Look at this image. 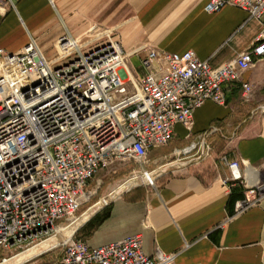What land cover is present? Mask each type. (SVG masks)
Masks as SVG:
<instances>
[{
	"label": "built area",
	"instance_id": "1",
	"mask_svg": "<svg viewBox=\"0 0 264 264\" xmlns=\"http://www.w3.org/2000/svg\"><path fill=\"white\" fill-rule=\"evenodd\" d=\"M17 2L0 0V14ZM225 5L245 10L248 20L260 21V30L249 48L218 66L193 50L178 53L150 45L127 50L117 40L83 49L68 31L52 58L34 38L18 52L0 49L2 262L17 254L7 257L9 252L28 250L76 226L78 212L96 193L90 181L116 160L140 164L139 173L126 182L146 171L150 183L140 184L155 187L158 168L148 167L151 151L166 146L178 124L192 132L195 111L208 100L225 105L227 85H238L242 100H251L253 86L244 75L264 59V0H208L205 11ZM258 111L264 113V104ZM217 130L212 126L198 133L173 154L199 159L207 149L209 155L207 140ZM220 160L228 170L223 184L248 188L236 213L264 197L256 167L226 154ZM82 223L55 245L62 254L50 264H174L175 253L157 248L147 254L138 233L93 245L78 237Z\"/></svg>",
	"mask_w": 264,
	"mask_h": 264
},
{
	"label": "crops",
	"instance_id": "2",
	"mask_svg": "<svg viewBox=\"0 0 264 264\" xmlns=\"http://www.w3.org/2000/svg\"><path fill=\"white\" fill-rule=\"evenodd\" d=\"M207 2L18 0L16 8L0 14V49L18 52L34 38L52 58L58 39L68 31L83 49L117 40L127 50L145 45L178 53L193 50L218 66L251 46L260 21L248 20L245 10L232 5L208 13ZM244 76L253 86L249 102L242 100L238 85H227L226 104L205 102L195 111L192 132L178 124L171 149L151 151L152 167H163L174 148L218 125L219 130L238 129L236 138L223 135L234 149L230 159L264 169V113L258 111L264 104V59ZM250 173L258 176L253 169ZM226 174L202 178L189 168L165 171L155 187L137 186L112 199L106 205L109 216L88 241L100 245L138 233L147 254L157 248L175 253L174 264H264V197L236 213L246 189L239 183L224 185Z\"/></svg>",
	"mask_w": 264,
	"mask_h": 264
},
{
	"label": "rangeland",
	"instance_id": "3",
	"mask_svg": "<svg viewBox=\"0 0 264 264\" xmlns=\"http://www.w3.org/2000/svg\"><path fill=\"white\" fill-rule=\"evenodd\" d=\"M133 49H135V48H133ZM55 50H56V48H55ZM54 52H52L50 54L51 55L55 54ZM132 62L135 66H139V64H140L138 58H136V57H134L132 59ZM139 69L141 70V68H139ZM214 126L219 128L218 125H214ZM230 128H231L230 130H225V129L219 130L218 129L217 131L212 133L211 136L207 140L208 144L211 148L210 152H209L210 154L207 155L206 154L207 149H205L203 152H201L199 159H194L193 156H191V157H186V156L185 157H179L177 155H174L173 154V150L175 149L174 148L172 150V154H171L172 156L169 158V160H167V162L165 164V165L171 164V166H169L167 168V171L170 169L179 170V169L189 168L192 171H194L195 173H197L199 176H201L202 178H214V177H218L220 174L225 175L228 172V170H227L226 166L221 162L220 158L223 154H226L229 156V154L232 153L234 151V149H233L232 143H228L227 139L224 136L232 135V133H234L233 138H236L237 137L236 136L237 131H238V129H235L233 131V128L232 127H230ZM193 136L190 137L191 139L189 140L188 144L191 141L195 140L197 134L196 135L194 134ZM171 142H172V140L166 146H162L160 148L171 149V146H172ZM188 144H186L185 146H187ZM182 147H184V146H182ZM182 147H180V148H182ZM196 157H198V156H195V158ZM149 159H150V162L148 165L149 169L158 168V170H159L160 166L152 167V165H151V163H152L151 162L152 161L151 160V153H150ZM140 169H141L140 164L134 160H126V161L116 160L109 168L101 170L90 181V184H89V188L95 189L96 193L92 197V200L88 204H85L80 209L77 216H81L83 213H85V216H87L86 211L93 204L97 203L99 200H101L105 196L110 195V197H111L110 199L112 200L115 197L122 195L127 190V189L123 188L125 182L130 177H132L134 171L139 173ZM150 179H151L150 173H144L143 172V174L141 176H138L137 178H135L134 180H131L129 182V183H131V182L136 183V184H131L130 189L135 188L137 186H142L140 183H146V182L150 183ZM259 180L261 183H264V169H262L259 172ZM157 182L158 181L156 180L154 184L156 185ZM146 186L149 188H153V185H151V184H148ZM245 189H246V191H245V197H246V193L248 191V188L245 187ZM249 195L251 196V193H249ZM109 202H110V200H109ZM105 207H103V208H105ZM93 209H90L88 212L91 213ZM93 217H91L89 220L84 221V223H82V226L80 227V229L77 232L78 237H81L82 239H85L88 241V238L91 236L94 228H96V227H93L91 224H89V221ZM68 229H71V227ZM61 234L62 233H60L56 237H59ZM56 237L52 238L51 240L56 239ZM51 245H53V244L49 243V244L45 245L43 247V251H41L38 255L34 256L31 260H29L23 264H50V263L58 260L62 254V247L61 246L50 247ZM35 246H37L36 248L40 247L39 244H34V245L29 246V248H27V249H31ZM48 247H50V248H48ZM12 253L16 254L18 252H9L7 257H11L12 255H14ZM36 253H38V250L33 252V254H36ZM2 258L3 257H0V262H2Z\"/></svg>",
	"mask_w": 264,
	"mask_h": 264
},
{
	"label": "bare ground",
	"instance_id": "4",
	"mask_svg": "<svg viewBox=\"0 0 264 264\" xmlns=\"http://www.w3.org/2000/svg\"><path fill=\"white\" fill-rule=\"evenodd\" d=\"M144 173H148V172H144ZM129 182H130V181H129ZM129 182H128V183H129ZM129 184H136V183L131 182V183H129ZM104 201H107V198H106V197H104V198L101 199V202H104ZM99 202H100V201H99ZM96 204H98V202H97ZM86 218H87V216H85V213H83L82 216H81V218L77 221V223H75V225H77V224L83 222L84 220H86ZM63 231H64V230H63ZM59 234H60V233H59ZM59 234H58V235H59ZM58 235H56V236H58ZM56 236H53V237H51L50 239L41 242V243L39 244V245H40L39 248H36L37 246H35V247L31 248V249H28V250H25V251H21V252L17 253L14 257H12V258H10V259H7V260H5L4 262H2V263H0V264H21V263H24V262L29 261V260H31L34 256L38 255L41 251H43V247H44L45 245L51 243L52 241L57 240V238L54 239V240H51L52 238H54V237H56ZM60 236H62V234H61ZM52 244H53V243H52ZM51 246H52V245H51ZM51 246H50V247H51ZM50 247H48V248H50ZM48 248H47V249H48ZM36 250H38V253L33 254V252H35Z\"/></svg>",
	"mask_w": 264,
	"mask_h": 264
},
{
	"label": "water",
	"instance_id": "5",
	"mask_svg": "<svg viewBox=\"0 0 264 264\" xmlns=\"http://www.w3.org/2000/svg\"><path fill=\"white\" fill-rule=\"evenodd\" d=\"M169 166H171V164L164 165L161 169L156 170V171H155L156 176H159V175L162 174L163 172L167 171V168H168ZM130 185H131V184H128V182H125L123 188L129 190L130 187H131ZM127 190H126V191H127ZM119 196H120V195H119ZM105 197L107 198V201L101 202V200H99L100 202L98 201V204H96V203L93 204V205H92V206L86 211V212H87V218H86V220H84V221L89 220L91 217H93V216L97 213V211H99L101 208L105 207V206L109 203V200L111 201V199H110V198H111L110 195L105 196ZM93 208H94V209H93ZM90 209H93L91 213L88 212ZM80 225H81V223L77 224L76 226H73L71 229H67V230L62 231V232H61V233H62V236L56 237L57 240L51 242V243H53L52 246L57 245V244H58L59 242H61L65 237H67L69 234H71L72 232H74L75 229H76V227H78V226H80ZM52 246H51V247H52Z\"/></svg>",
	"mask_w": 264,
	"mask_h": 264
},
{
	"label": "trees",
	"instance_id": "6",
	"mask_svg": "<svg viewBox=\"0 0 264 264\" xmlns=\"http://www.w3.org/2000/svg\"><path fill=\"white\" fill-rule=\"evenodd\" d=\"M109 208L105 207L103 209V212L97 213L90 221L89 224H91L93 227H97L102 221H104L109 216Z\"/></svg>",
	"mask_w": 264,
	"mask_h": 264
}]
</instances>
